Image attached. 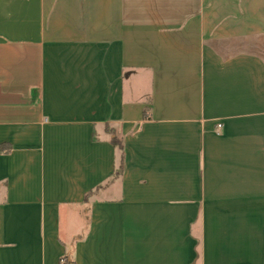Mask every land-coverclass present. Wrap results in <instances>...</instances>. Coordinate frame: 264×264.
<instances>
[{
	"label": "crops",
	"instance_id": "0c3cea01",
	"mask_svg": "<svg viewBox=\"0 0 264 264\" xmlns=\"http://www.w3.org/2000/svg\"><path fill=\"white\" fill-rule=\"evenodd\" d=\"M4 142L0 264H264V0H0Z\"/></svg>",
	"mask_w": 264,
	"mask_h": 264
},
{
	"label": "trees",
	"instance_id": "16d2710c",
	"mask_svg": "<svg viewBox=\"0 0 264 264\" xmlns=\"http://www.w3.org/2000/svg\"><path fill=\"white\" fill-rule=\"evenodd\" d=\"M144 117H149L148 110L144 111ZM112 134L111 142L114 146H116L120 150V170L118 173H121L125 168V148L124 141L121 136L117 134L115 130H110ZM12 151V145L8 142L0 143V154H6ZM62 264H75L74 261L69 260L67 257L64 258V262Z\"/></svg>",
	"mask_w": 264,
	"mask_h": 264
},
{
	"label": "built area",
	"instance_id": "2783aa9c",
	"mask_svg": "<svg viewBox=\"0 0 264 264\" xmlns=\"http://www.w3.org/2000/svg\"><path fill=\"white\" fill-rule=\"evenodd\" d=\"M219 126H221V124ZM62 262H64V259L62 260Z\"/></svg>",
	"mask_w": 264,
	"mask_h": 264
}]
</instances>
